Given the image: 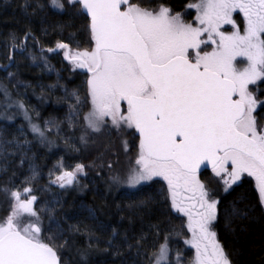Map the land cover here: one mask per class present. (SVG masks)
Listing matches in <instances>:
<instances>
[{
  "label": "snow or ice",
  "instance_id": "obj_1",
  "mask_svg": "<svg viewBox=\"0 0 264 264\" xmlns=\"http://www.w3.org/2000/svg\"><path fill=\"white\" fill-rule=\"evenodd\" d=\"M68 2L90 18V49L56 45L88 73L85 130L134 129L139 135L134 165L113 182L135 187L162 179L172 209L187 217L193 264H230L213 230L217 192H228L246 173L264 203V128L253 115L258 100L249 89L264 80V0H194L187 5L196 13L191 23L163 3L150 9L139 0ZM51 4L64 9L60 0ZM26 48L21 45V53ZM32 131L44 138L38 125ZM201 166L211 169L207 183ZM84 167L62 171L60 187L77 183ZM4 192L10 210L0 220V264H60L49 242L55 237L43 236L32 189ZM148 264H171L167 236Z\"/></svg>",
  "mask_w": 264,
  "mask_h": 264
},
{
  "label": "trees",
  "instance_id": "obj_2",
  "mask_svg": "<svg viewBox=\"0 0 264 264\" xmlns=\"http://www.w3.org/2000/svg\"><path fill=\"white\" fill-rule=\"evenodd\" d=\"M192 1L139 0L150 9L163 3L174 13ZM60 2L64 9L57 11L51 0H0V220L10 210L4 190L29 187L44 238L55 237L49 242L60 264H148L165 236L170 247L183 243L182 222L161 180L131 190L113 182L120 158L115 137L108 135L98 150L93 146L98 137L90 130L85 134L89 98L80 77L85 74L56 45L90 49L89 21L78 5ZM257 93L262 104L256 115L264 121V80ZM33 124L44 138L32 131ZM93 150L101 154L95 161ZM61 160L84 165L87 175L73 186L50 184L49 174ZM218 201L214 230L230 263L264 264V209L251 180L241 179Z\"/></svg>",
  "mask_w": 264,
  "mask_h": 264
},
{
  "label": "rangeland",
  "instance_id": "obj_3",
  "mask_svg": "<svg viewBox=\"0 0 264 264\" xmlns=\"http://www.w3.org/2000/svg\"><path fill=\"white\" fill-rule=\"evenodd\" d=\"M64 1L67 2L68 0H64ZM192 2H194V0ZM53 9L54 10H57V11H61L60 9H57V8H54V7H53ZM190 12H193V15H192V17H189L188 18V15H189ZM172 14L175 15L176 13L172 12ZM180 14L182 15L183 19L186 22H189V23H191V22L194 21V18H195V15H196L195 10L194 9H189L188 7L183 12H180ZM233 15H234V18L236 19V21L238 23H241L242 22V20H243L242 14H240L237 11ZM225 27H226V29L228 31H231L232 30L231 29V26H225ZM207 50H211V49H207ZM238 67H243V63L240 62V58H238ZM78 70L80 72H82V73L84 72L83 69L78 68ZM87 79H88V75L85 74L84 81H85L86 87H87ZM262 81L263 80L257 81L256 84L249 85L250 91L254 94V96L256 97L257 100H258L257 88H258V85ZM87 93H88V88H87ZM88 102H89V110H90V107H91L90 98H89V101ZM261 104H262V101L258 100V104L256 106V109H255L253 115L256 117L258 124L262 128H264V121H262V119L256 115L257 112H258V110H259V108H260V105ZM106 129H107V131H106ZM84 132H85V134L88 133V131H86V130H84ZM84 132H82V133H84ZM82 133H81V137L83 136ZM108 135L109 136L112 135V138L115 137L113 139L115 141L114 149L113 150H116L117 153H118V156H120L118 163L114 166L115 167V171H114V169H112L113 170L112 173H113V175L116 174L114 176H117V175L123 176V175H125L128 172L129 168L132 165H134V163H135V158H136V156L138 154V151H139L138 139H136V135L134 134V129H131V130L125 129L123 131H118L115 128L109 127V128H105V131L104 132L102 131V133H100V134L99 133H93V132H91V136L98 137L94 141V144H96V145L93 144V146L97 147V149L99 150V145H100L101 142L108 141V140L111 139V138H109ZM91 140H93V139H91ZM80 141L84 143L86 141V139L84 141H82L80 139ZM112 145H113V143H112ZM85 148L86 149L88 148V145L87 144H85ZM134 148H135V151L134 152H131ZM98 150H95V151L93 150V152L91 153L95 158L96 157H100V155H101V154H99L100 152ZM128 152H129L130 159L128 157ZM110 155H111V152H110ZM127 157H128V159H127ZM75 166L76 165H73V164L71 165V164H69V163H67V162H65L63 160L58 161L57 163L54 164V166H53V168H52V170H51V172L49 174L50 177H51L50 180H49V183L50 184H53V185L60 186V182L57 181V176L60 175V173L62 171H65V170H67V171H73L75 169ZM86 175L87 174H86L85 169H84L83 173H77V181H78L77 183H79V181L81 179H83ZM210 176H211V172H209V175L206 178H204V179H201L200 178V179L202 181H204V182L207 183V181L209 180V177ZM244 178L251 180V182L253 183L255 189L257 190L256 181H255V179L253 177H250V176H248L245 173V174H242L241 179H244ZM153 180H161L164 183V185L166 186V188H167L166 183L162 179H160V178H154ZM111 182H112V180H111ZM148 182H150V181L143 182L140 185L147 184ZM77 183H74V184L68 185V186H73V185H76ZM113 185L114 184H112L111 187ZM140 185H137L135 187H129L126 184H117L118 187H121V188H124V189H130V190L131 189H136ZM20 191L22 192L23 189L20 190ZM257 192H258V190H257ZM225 193L226 192H224L222 189H220L217 192L216 198L218 199V197L220 195H223ZM258 194H259V192H258ZM261 204H262V207L264 209V203H261ZM173 211L179 217V219L182 222V225H183V228H184V237H183V243L182 244L180 242H178V244L177 243H174V246L173 247H172V245H171V247L169 246L170 247V261H171V264H193V259H194V256H195V250L193 248H191V246L189 244H186L185 243V240L191 239V233L188 231V228H187V217L183 216V214H181V213L176 212L175 210H173ZM214 223H215V221H214ZM213 230H214V225H213ZM178 247H179V249H178Z\"/></svg>",
  "mask_w": 264,
  "mask_h": 264
},
{
  "label": "flooded vegetation",
  "instance_id": "obj_4",
  "mask_svg": "<svg viewBox=\"0 0 264 264\" xmlns=\"http://www.w3.org/2000/svg\"><path fill=\"white\" fill-rule=\"evenodd\" d=\"M79 6V5H78ZM83 73L84 74H86V75H88V73H87V71L85 70V69H83ZM81 77V80L83 81L84 80V78H85V76H80ZM125 107H126V105H125ZM134 134L136 135V139H138V143H139V135H138V133H135V130H134ZM135 151V148L131 151V152H134ZM106 155L109 157L110 156V153L109 152H107L106 153ZM91 157H92V159L95 161V160H97V159H95V157L91 154ZM96 158H98V157H96ZM209 172H211V169L210 168H208V167H206V166H201V169H200V173H199V175H200V178L201 179H204V178H206L208 175H209Z\"/></svg>",
  "mask_w": 264,
  "mask_h": 264
},
{
  "label": "water",
  "instance_id": "obj_5",
  "mask_svg": "<svg viewBox=\"0 0 264 264\" xmlns=\"http://www.w3.org/2000/svg\"><path fill=\"white\" fill-rule=\"evenodd\" d=\"M82 14L86 16V18H87L88 21H89V25H90V18L87 17L86 13H82ZM89 29H90V28H89ZM55 51H56V50H55ZM21 193H23V191H22Z\"/></svg>",
  "mask_w": 264,
  "mask_h": 264
}]
</instances>
